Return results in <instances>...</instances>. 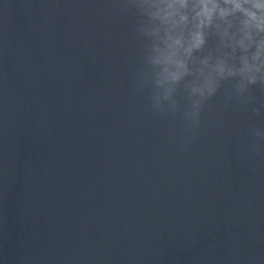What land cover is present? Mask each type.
I'll return each instance as SVG.
<instances>
[{
	"label": "clouds",
	"instance_id": "obj_1",
	"mask_svg": "<svg viewBox=\"0 0 264 264\" xmlns=\"http://www.w3.org/2000/svg\"><path fill=\"white\" fill-rule=\"evenodd\" d=\"M115 6L134 18L142 41L137 90H147L148 107L161 117L179 115L186 139L218 95L247 109L256 103L254 90L264 93V0H115ZM262 108L251 107L252 114L264 115ZM250 131L264 141V128Z\"/></svg>",
	"mask_w": 264,
	"mask_h": 264
}]
</instances>
